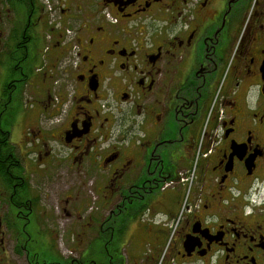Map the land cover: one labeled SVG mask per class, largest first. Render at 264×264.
Listing matches in <instances>:
<instances>
[{"label":"flooded vegetation","instance_id":"flooded-vegetation-1","mask_svg":"<svg viewBox=\"0 0 264 264\" xmlns=\"http://www.w3.org/2000/svg\"><path fill=\"white\" fill-rule=\"evenodd\" d=\"M0 264H264V0H0Z\"/></svg>","mask_w":264,"mask_h":264},{"label":"rangeland","instance_id":"rangeland-1","mask_svg":"<svg viewBox=\"0 0 264 264\" xmlns=\"http://www.w3.org/2000/svg\"><path fill=\"white\" fill-rule=\"evenodd\" d=\"M61 184L59 186H66L68 185V183H70V186L73 187L74 189L76 188H83L81 190V193L86 197H88V201L90 202V204L92 202H96L97 201V194L93 191V188H92V179H83V178H72V179H69V180H63L62 182H60ZM84 185V186H83ZM98 204H100V201L98 202ZM62 241H59V249L60 251L64 254V252H67L68 253V249L67 247H65L63 244ZM96 244V242H95ZM97 249H98V246L94 248L91 247L90 249V253L91 254H97ZM93 250H94V253H93Z\"/></svg>","mask_w":264,"mask_h":264}]
</instances>
